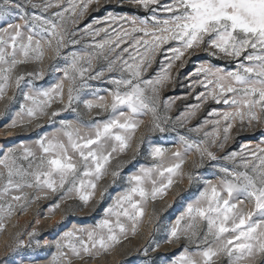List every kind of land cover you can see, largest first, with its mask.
<instances>
[{"label": "snow or ice", "instance_id": "obj_1", "mask_svg": "<svg viewBox=\"0 0 264 264\" xmlns=\"http://www.w3.org/2000/svg\"><path fill=\"white\" fill-rule=\"evenodd\" d=\"M97 2L67 0V6L62 7L65 0H55V3L45 0L42 5L32 0H0V100L5 99L9 88L12 89L0 117L10 113L19 102L18 98L23 97L8 127H26L25 117L35 120L48 116V122L53 123L62 111L77 112L73 105L81 102V90L89 87L85 77L102 80L105 72L121 73L119 78H107L108 83L114 85L113 89L106 90L110 102H104L103 96L97 97L99 102L82 101L88 113L97 109V115L103 112L107 118L80 119L76 123L62 119L60 127L51 135L41 136L33 146L21 145L19 156L15 149L4 153L0 159V232L17 208L22 212L33 200L47 198L49 193H60L61 200L71 199L75 194V198L88 204L106 175L115 183L120 176L121 163L118 162L111 172L110 166L116 157L132 147L143 124L141 117H151L149 132L165 131L161 120L167 118L161 116L156 86L167 77L156 80L142 77L147 57L161 50V45L176 42L177 46L169 49L171 60H180L185 51L204 48L212 49L209 55L213 57L235 62L232 70L202 66L194 73L196 76L202 74L205 79L201 83L211 89L207 95L201 93L198 99L210 97L234 110L225 111L220 120L212 121L214 131L205 132L203 140L180 136L175 151L151 147L148 155L152 165L142 166L127 178L128 187L104 209L103 218L94 226L65 232L56 242L57 254L53 255L51 264L66 258L64 249L75 258H82L83 254L95 259L97 254H105L121 244L128 238L129 231L135 235L149 201L154 203L173 186L175 178L185 175L183 168L190 153L200 157L199 164L193 162V168L202 167L205 157L209 161L217 159L209 144H217L221 126L223 140L227 141L233 121L241 124L247 121L252 127L264 124V0H171L167 4H161V0H133L138 7L153 13L151 29L148 19L109 15L106 19L113 23L118 19L131 23V31H110L88 25L81 36H90L95 41V37L103 33L101 39L79 51L65 52L69 45L81 43L73 38L76 32L69 30V19L82 17ZM52 8L59 10L52 12L50 17L29 11L39 9L44 13ZM158 9L167 15L157 16ZM17 20L20 22H15ZM135 33H141V39L137 40ZM129 37L134 41L130 46L137 51L139 63L136 57H131V62L123 59L129 49H121V45ZM136 45L143 47L144 55H140ZM117 49H121L120 53L112 56ZM46 51L52 52L50 59L53 61L63 59V67L55 63L49 65L53 71L62 73V79L49 88L39 89L32 81L42 79L43 71L18 69L29 63L43 62ZM101 59L106 61V67L101 66L93 74V62L99 63ZM26 77L30 79L27 80L29 91L25 92L22 84ZM65 81L67 103L49 114L52 102L63 99ZM163 103L168 107V101ZM145 139L141 135L137 141V154ZM218 146L224 147L223 143ZM245 150L246 146L241 152L223 157L232 162V167L216 165L222 175L215 183L203 181L199 195L168 230L169 243L183 239L194 246L192 250L185 247L171 264H223L222 257H227V264H264V147L258 146L249 152L250 158L244 156ZM187 178L190 185L198 179L192 172L187 173ZM106 192L107 186L100 191L101 199ZM59 207V204L53 205V209ZM28 235L31 239L36 232ZM144 251L147 253V248Z\"/></svg>", "mask_w": 264, "mask_h": 264}, {"label": "rangeland", "instance_id": "obj_2", "mask_svg": "<svg viewBox=\"0 0 264 264\" xmlns=\"http://www.w3.org/2000/svg\"><path fill=\"white\" fill-rule=\"evenodd\" d=\"M32 2L42 5L45 0H32ZM170 2L171 0H161V4ZM53 3H55V0H53ZM66 6L67 0L62 4V7ZM58 10L52 8L48 12L41 13L39 9H29V11H35L37 14L49 17L52 12ZM155 14L161 18L167 15L159 9ZM109 15L118 18L148 19V27L152 28L150 18L153 13L143 7H138L133 0H98L97 3L89 7L82 17L69 19L67 25L69 30L76 32L73 38L80 40L81 43L69 45L64 51H79L85 45L98 42L101 39L103 33L100 37H95V41L90 36H81L88 25H92L93 28L105 27L110 31L113 29L116 31L121 29L131 31L133 27L131 23L119 19L113 23L111 20L106 19ZM73 20L76 22L73 23ZM96 21H100V23H95ZM141 35V33L134 34L137 40L141 39ZM143 39L150 40L151 38L143 37ZM133 43L134 41L129 37L126 39V43L121 45V49L124 47L129 49L127 53L123 54V59L131 62V57H136V62L139 63L137 51L130 46ZM176 46V42L161 45V50L154 51L147 57V63L143 66L144 71L142 72V77L146 80L167 77V79H162L161 84L156 86L158 88L161 116L167 118L161 120L165 131L149 132L151 117H141L143 124L136 133L132 147L125 154L116 157L110 166L109 172L116 167L118 162L121 163L120 176L113 183L111 176L106 175L99 182V187L88 204H84L75 198V194L71 199L61 200L60 193H49L47 198L33 200L22 212L17 208L7 220L5 229L0 232V264H51L53 255L57 254L56 242L61 239L65 232L94 226L97 221L103 218L104 209L112 204L114 198H117L128 187L127 178L138 172L142 166L150 167L152 165L153 161L148 155L151 147L160 146L175 151L179 146L180 136L189 137L193 140H203L205 132L213 133L214 131L215 126L212 121L220 120L223 112L234 110L222 102L216 103L210 97L198 99L201 93L207 95V91L211 89L210 87L206 89L201 83L205 79L202 74L196 76L194 73L197 68L202 66L232 70L236 66L235 62H229L228 58L213 57L209 55V52L213 50H205L204 48L185 51L180 60H171L172 53L169 49ZM121 49H117L112 56L120 53ZM136 49L140 55L145 54L141 45H136ZM51 56L52 52L46 51L43 62L23 65L18 71H43V78L33 80L32 83L39 89L49 88L62 79V73L53 71L49 65L55 63L58 67L64 66L63 59L53 61L50 59ZM112 56H109V59H112ZM170 62L171 66L169 67ZM101 66L106 67L105 60L101 59L99 63L94 61L93 74ZM116 67H120L119 62H117ZM124 74L127 75L126 72ZM120 75L119 71H114L112 73L105 72V79L102 80H87V77H85V82L89 87L81 90V102L73 105L77 108V112L62 111L59 116L54 118L53 123L48 122V116H41L35 120L25 117L26 127L10 128L8 125H10L12 118L19 109V102H23L21 95L18 98L19 102L12 108L11 112L5 117H0V159L9 149H15L16 154L19 156L22 151L21 145L33 146L34 141L41 136L51 135L60 127L59 121L62 119L76 123L80 119L101 120L107 118V114L103 112L97 115V109H93L91 113H88L84 109L82 101L99 102L97 97L103 96L104 102H110L111 98L106 90L113 89L114 85L108 83L107 78H119ZM28 79L30 78L26 77L25 82L22 84V89L25 92L29 91ZM11 95L12 89L9 88L7 96ZM7 96L4 100H0V111L4 109ZM164 101H168V107L164 106ZM66 103L67 82L65 81L63 99L52 102V107L48 109L49 114L62 108ZM196 105H199V107H195ZM214 112L217 115H210ZM78 113L82 115H78ZM141 135H144L146 139L137 154L136 143ZM223 135V126H221L217 144H209L210 150L217 156L216 160L209 161L205 157L202 167L193 168V162L199 164L200 157L194 153L188 155L183 168L185 175L182 178H175L176 182L173 186L162 197L157 198L154 203L151 200L149 201L143 222L139 225L135 235L129 231L128 238L123 239L121 244L105 254H97L95 259L84 257L83 254L82 258H75L71 256L67 249H64L66 258L61 259L58 264H68L69 261L70 264H171L173 260L178 259L185 247L192 250L194 246L183 239L169 243L168 230L175 224L176 219L184 212L187 205L199 195V191L204 187L203 181L210 180L215 183L222 175L216 165L232 167V162L224 160V156L232 152H241L246 146L243 154L245 157L250 158L249 152L254 151L258 146L264 147V143H262L264 142V124H256L252 127L249 126L247 121H244L243 124L239 121H233V127L229 131L227 141L223 140ZM210 139L211 137H209ZM220 143H223V148L218 146ZM189 172L198 177L191 185L187 178ZM105 186H107V192L104 198L101 199L100 191ZM37 195L43 197L44 194L37 193ZM54 204H59L60 207L53 209ZM50 209L53 210L50 211ZM33 231L36 232V235L30 239L28 234ZM20 241L23 242L22 245L19 244ZM145 248H147V253L144 251ZM221 260L223 264H227V257H222Z\"/></svg>", "mask_w": 264, "mask_h": 264}]
</instances>
